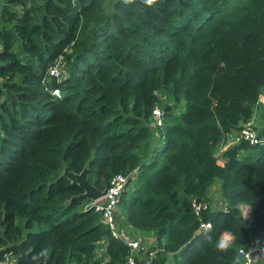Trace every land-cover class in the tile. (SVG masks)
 <instances>
[{
    "label": "trees",
    "instance_id": "obj_1",
    "mask_svg": "<svg viewBox=\"0 0 264 264\" xmlns=\"http://www.w3.org/2000/svg\"><path fill=\"white\" fill-rule=\"evenodd\" d=\"M260 95L264 0H0V258L19 243L31 262L122 264L127 246L63 174L85 168L100 190L129 174L118 230L154 235L152 264H232L264 230ZM258 104L259 140L218 163ZM214 183L223 205L209 201ZM191 197L208 203L200 218Z\"/></svg>",
    "mask_w": 264,
    "mask_h": 264
},
{
    "label": "built area",
    "instance_id": "obj_2",
    "mask_svg": "<svg viewBox=\"0 0 264 264\" xmlns=\"http://www.w3.org/2000/svg\"><path fill=\"white\" fill-rule=\"evenodd\" d=\"M48 74L59 79L64 75V67L62 65L61 55H58L48 67ZM52 93L59 95L58 88H52ZM164 111L161 106L154 103L150 110L151 124L154 126H161L163 124ZM251 118L244 120L240 127L229 138L230 143H234L239 139L246 140L249 144L256 143L259 139L256 130L251 125ZM129 174L116 172L110 176L106 186L103 188V194L98 198L90 201L94 210L99 211L100 218L105 223L112 235L122 239L123 243L127 246L126 255L122 264H152L151 257L153 256L156 248L153 250L148 249L149 241L155 238L151 234H138L130 236L118 230L116 220V210L120 201V196L125 186L127 185ZM190 210L200 218V211L207 207L208 203L203 200H197L191 197L188 201ZM210 227V221L207 219L199 220L198 229ZM243 248L245 253L249 254V258L254 264H264V230L259 232L258 235L252 239L246 246H238L236 249L237 257L239 256L241 264H247L244 257L240 255V249ZM236 257V258H237ZM235 258V260H236ZM234 260V261H235ZM234 261L232 264H234ZM0 264H7V258L3 255L0 258Z\"/></svg>",
    "mask_w": 264,
    "mask_h": 264
},
{
    "label": "water",
    "instance_id": "obj_3",
    "mask_svg": "<svg viewBox=\"0 0 264 264\" xmlns=\"http://www.w3.org/2000/svg\"><path fill=\"white\" fill-rule=\"evenodd\" d=\"M63 174H65L71 181H75L82 188V191L73 197H83L88 200H93L98 198L103 194V189L96 188L93 184H91L86 178V170L82 168L79 172H72L66 169L63 170ZM15 248L18 250V255L13 264H17L19 261H26L29 264H49L47 259L40 260L37 262L29 261L27 257L26 251L21 247V245L14 244Z\"/></svg>",
    "mask_w": 264,
    "mask_h": 264
},
{
    "label": "rangeland",
    "instance_id": "obj_4",
    "mask_svg": "<svg viewBox=\"0 0 264 264\" xmlns=\"http://www.w3.org/2000/svg\"><path fill=\"white\" fill-rule=\"evenodd\" d=\"M264 101V97L262 96V95H260L259 96V98H258V102L260 103H262ZM260 110H261V108H260V105L258 104L255 108H254V111H253V115H252V117H251V125H255L257 128H259L260 127V120H259V114H260ZM243 122V121H242ZM241 122V123H242ZM226 140V139H225ZM161 142H162V138L160 137V136H157V137H155V143L157 144V145H159V144H161ZM229 142V141H228ZM229 144H231L230 142H229ZM225 145H227V143H225V144H222V149H223V147L225 146ZM216 152L217 151H214L213 153L214 154H216ZM216 156H217V158H216V161L218 162V163H221L222 162V160H221V157H219V154H216ZM218 187H217V185L214 183V184H212V187H211V189H210V192H209V194L211 195L210 196V199H209V201H210V203L213 205H223L222 204V199H221V197L219 196V191H218V189H217ZM238 208H240V210H243L244 208H246V206L244 205V204H240V205H238ZM223 238V240H224V237H222ZM150 242L151 241H149V244H150ZM5 256H6V258H7V264H13L14 262H15V259H16V257H17V255H18V253H14V252H5V254H4Z\"/></svg>",
    "mask_w": 264,
    "mask_h": 264
},
{
    "label": "clouds",
    "instance_id": "obj_5",
    "mask_svg": "<svg viewBox=\"0 0 264 264\" xmlns=\"http://www.w3.org/2000/svg\"><path fill=\"white\" fill-rule=\"evenodd\" d=\"M156 2V0H146V3L151 6ZM218 247L220 249H224L225 245L223 243H220L218 245ZM47 250H42L41 252L38 253V256H34L32 257V259H37V258H43L47 256ZM240 255H242L244 257V260L247 262V264H254V262L249 258V254L245 253L243 248L240 249ZM234 264H241V260L239 258V256L236 258V260L234 261Z\"/></svg>",
    "mask_w": 264,
    "mask_h": 264
},
{
    "label": "crops",
    "instance_id": "obj_6",
    "mask_svg": "<svg viewBox=\"0 0 264 264\" xmlns=\"http://www.w3.org/2000/svg\"><path fill=\"white\" fill-rule=\"evenodd\" d=\"M232 134H233V130L231 131V133H229V135L227 136L226 140H225L222 144L227 143V145H229L228 140H229V138H230V136H231ZM222 144H220L219 147L215 150V151H217L216 154H219V155H220L221 150H222ZM227 145H225V146H227ZM225 146H224V147H225ZM224 147H223V148H224ZM216 154H215V155H216ZM239 209H240V208H239ZM245 210H246V208H244L243 210H241V212H242L243 215L245 214ZM116 220L118 221V215H117V214H116ZM138 234H140V233H139V232H136V233H135V235H138ZM222 237H224V240H223ZM220 238H221V241H229V239H230V235H229L228 232H223V233L220 235ZM154 240H155V238H153V239L150 240V241H151V244L153 243L152 241H154ZM167 264H169V262H168Z\"/></svg>",
    "mask_w": 264,
    "mask_h": 264
}]
</instances>
